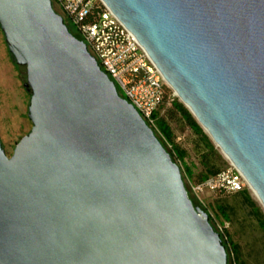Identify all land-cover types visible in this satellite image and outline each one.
<instances>
[{
  "label": "water",
  "instance_id": "95a60500",
  "mask_svg": "<svg viewBox=\"0 0 264 264\" xmlns=\"http://www.w3.org/2000/svg\"><path fill=\"white\" fill-rule=\"evenodd\" d=\"M264 208V0H103ZM32 128L0 140V264H229L181 166L52 0H0Z\"/></svg>",
  "mask_w": 264,
  "mask_h": 264
},
{
  "label": "rangeland",
  "instance_id": "374dc122",
  "mask_svg": "<svg viewBox=\"0 0 264 264\" xmlns=\"http://www.w3.org/2000/svg\"><path fill=\"white\" fill-rule=\"evenodd\" d=\"M55 9L65 18L66 23L69 25L70 23L62 10L56 5ZM25 81V70L13 60L6 45L3 32L0 29V140L8 156L12 155L16 144L32 128V123L28 117L31 95L24 86ZM168 91L174 98H177V101L182 102L177 95L174 96V90L171 87L168 88ZM160 114L173 132L174 145H177L186 154L181 161L172 151V143L163 140L168 151L182 168L185 185L194 205L209 215L212 216L213 214L215 216L214 221L212 219V223L218 232L221 233L222 229L225 226L227 227L231 239L237 244V251L241 261L245 264H264V230L258 226L249 209L241 203L242 198L239 196L235 197L234 192L221 194L219 192L206 191L197 195L192 190V186L197 182L198 176L208 173L200 163L199 150L201 148L199 145L202 144L200 136L194 133L190 126L182 120L180 114L174 111L172 103L167 102L160 109ZM157 135L159 137V133ZM215 147L223 155L227 164L226 167L230 166L232 163L229 159L221 152L219 147L216 145ZM183 167L185 170L189 169L192 172L190 178L185 176ZM245 187L249 188L251 195L257 200L248 183L245 184ZM219 203L222 205L226 204L232 208V222H224V218L217 206ZM224 242L229 250V244L225 238ZM229 264H233L231 254H229Z\"/></svg>",
  "mask_w": 264,
  "mask_h": 264
},
{
  "label": "built area",
  "instance_id": "2783aa9c",
  "mask_svg": "<svg viewBox=\"0 0 264 264\" xmlns=\"http://www.w3.org/2000/svg\"><path fill=\"white\" fill-rule=\"evenodd\" d=\"M52 3L62 10L102 70L114 81L119 94L137 109L155 133H160L155 114L163 106L170 86L135 35L103 0ZM246 183L242 173L231 164L217 176L193 184L192 190L197 195L206 191L237 192Z\"/></svg>",
  "mask_w": 264,
  "mask_h": 264
},
{
  "label": "trees",
  "instance_id": "16d2710c",
  "mask_svg": "<svg viewBox=\"0 0 264 264\" xmlns=\"http://www.w3.org/2000/svg\"><path fill=\"white\" fill-rule=\"evenodd\" d=\"M70 23V22H69ZM68 25V24H67ZM71 27H70V26ZM69 29L70 31L77 36L78 38L81 39V37L77 34L75 29L71 24H69ZM25 73L26 69L24 68ZM177 98H174L171 93L167 90V94L165 97V101L161 109L164 107L167 102L172 103L173 109L175 112L180 114L182 120L190 126V128L196 133L197 135L200 136L202 144L200 146L199 150V157H200V163L203 165V167L207 170V174H200L198 176V180L195 183H200L203 182L205 179L212 177V176H217L221 172H223L227 167L226 161L224 160L223 155L220 153V151L215 147L214 142L211 140V138L204 132L203 128L201 125L198 123V121L194 118V116L191 114V112L187 109V107L182 103L176 100ZM156 117V123L157 127L159 129V139L161 142L164 144V141H168L171 144V149L179 158L181 161L185 157V152L180 150V148L177 145H174V136L171 128L167 124L166 120L161 116L160 110L155 114ZM158 136V135H157ZM165 146V144H164ZM166 147V146H165ZM167 148V147H166ZM168 150V149H167ZM170 152V151H169ZM173 156V155H172ZM174 158V157H173ZM184 169V167H183ZM184 174L187 178H190L192 176V172L190 170H185L184 169ZM227 191L221 190L219 193L225 194ZM235 197H241L242 201L241 203L246 206L249 209L250 214L253 216V218L256 220L258 226L264 230V208L261 206L258 200L253 198L251 195V192L249 188L245 187L240 191L234 192ZM218 209L224 218V222H232V212H231V207L228 205H222L219 203ZM208 208V207H207ZM209 209V208H208ZM212 214V212H211ZM211 223L214 221L215 216L212 214L209 215ZM213 219V221H212ZM213 224V223H212ZM214 226V225H213ZM222 238L224 237L228 244H229V250L228 255L231 254L233 258V264H245L243 261L240 260L239 258V253L237 251V244L233 242L231 239L230 233L225 226L222 231H221ZM223 238V240H224ZM225 243V242H224ZM226 245V244H225ZM226 247H228L226 245Z\"/></svg>",
  "mask_w": 264,
  "mask_h": 264
},
{
  "label": "flooded vegetation",
  "instance_id": "af4514ba",
  "mask_svg": "<svg viewBox=\"0 0 264 264\" xmlns=\"http://www.w3.org/2000/svg\"><path fill=\"white\" fill-rule=\"evenodd\" d=\"M53 7H54V9H55V6H54V4H53ZM55 11L57 12V10L55 9ZM58 13V12H57ZM65 19V18H64ZM65 22H66V20H65ZM68 24V23H67Z\"/></svg>",
  "mask_w": 264,
  "mask_h": 264
}]
</instances>
